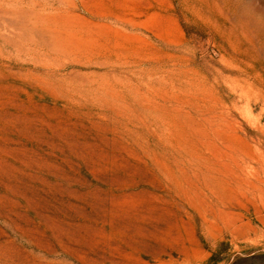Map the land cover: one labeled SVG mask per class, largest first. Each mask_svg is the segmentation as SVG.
Returning <instances> with one entry per match:
<instances>
[{
    "label": "rangeland",
    "instance_id": "374dc122",
    "mask_svg": "<svg viewBox=\"0 0 264 264\" xmlns=\"http://www.w3.org/2000/svg\"><path fill=\"white\" fill-rule=\"evenodd\" d=\"M0 264H264V0H0Z\"/></svg>",
    "mask_w": 264,
    "mask_h": 264
}]
</instances>
